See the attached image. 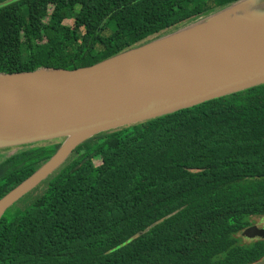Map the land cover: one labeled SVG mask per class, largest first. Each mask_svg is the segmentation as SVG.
<instances>
[{"label": "trees", "instance_id": "16d2710c", "mask_svg": "<svg viewBox=\"0 0 264 264\" xmlns=\"http://www.w3.org/2000/svg\"><path fill=\"white\" fill-rule=\"evenodd\" d=\"M233 1L0 0V72L91 65ZM61 140L0 152V198ZM42 186L1 216L0 264H253L264 83L100 132Z\"/></svg>", "mask_w": 264, "mask_h": 264}, {"label": "water", "instance_id": "95a60500", "mask_svg": "<svg viewBox=\"0 0 264 264\" xmlns=\"http://www.w3.org/2000/svg\"><path fill=\"white\" fill-rule=\"evenodd\" d=\"M263 5L235 0L91 65L0 72V149L62 138L0 198V218L90 137L263 84L264 14L244 16L237 27L222 20L229 11L253 13ZM263 231L264 221L242 234Z\"/></svg>", "mask_w": 264, "mask_h": 264}, {"label": "rangeland", "instance_id": "374dc122", "mask_svg": "<svg viewBox=\"0 0 264 264\" xmlns=\"http://www.w3.org/2000/svg\"><path fill=\"white\" fill-rule=\"evenodd\" d=\"M62 141V140H61ZM46 142H35V143H30L31 146H36V145H41V144H45ZM28 145V144H26ZM24 145L21 146H14V147H6V148H1L0 152H15L18 148L22 147ZM72 157V152L71 154L67 157V159L62 163V164H66L70 158ZM61 164V165H62ZM60 165V166H61ZM59 166V167H60ZM53 173V172H52ZM51 173V174H52ZM43 185V181H41L38 185H36L34 188H32L30 191H28L26 194H24L22 197H20L16 202H14L6 211L7 213H13L14 211L18 210V209H22L23 207H25L27 204H29L35 197H37L38 195H40L43 191L44 186ZM42 186V187H41ZM256 223H260L264 221V218L261 217H255L254 218ZM264 237V231L261 234H258L257 237ZM245 241H248L251 238L245 237L243 238ZM254 239V238H253Z\"/></svg>", "mask_w": 264, "mask_h": 264}, {"label": "bare ground", "instance_id": "6f19581e", "mask_svg": "<svg viewBox=\"0 0 264 264\" xmlns=\"http://www.w3.org/2000/svg\"><path fill=\"white\" fill-rule=\"evenodd\" d=\"M253 13H246L243 10H239V11H229L228 13L225 14V16L222 17V20L224 22H226V26H230V27H237V25H239V23L242 21V19L247 16H250V14H264V5L263 7L255 9V11H250Z\"/></svg>", "mask_w": 264, "mask_h": 264}]
</instances>
